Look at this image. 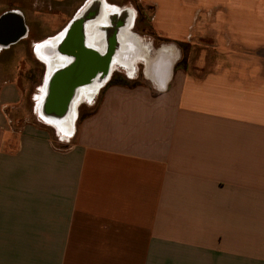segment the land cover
<instances>
[{"label": "crops", "instance_id": "crops-1", "mask_svg": "<svg viewBox=\"0 0 264 264\" xmlns=\"http://www.w3.org/2000/svg\"><path fill=\"white\" fill-rule=\"evenodd\" d=\"M137 2L165 41L69 133L0 82V264H264V0Z\"/></svg>", "mask_w": 264, "mask_h": 264}, {"label": "rangeland", "instance_id": "rangeland-1", "mask_svg": "<svg viewBox=\"0 0 264 264\" xmlns=\"http://www.w3.org/2000/svg\"><path fill=\"white\" fill-rule=\"evenodd\" d=\"M88 0H69L67 2H52L50 0H0V13L8 8H19L25 16L27 24L30 25L29 38L20 41L18 44L11 46L9 49L0 53V82L5 80H12L19 84L23 89V113L30 117L31 121L39 122L51 129L55 138L56 127L45 122L38 115V105L35 96L38 94V89L41 86V80L44 73V66L38 62L31 54L30 44L43 40L55 34L63 24H65L69 17L76 14ZM109 4L119 8H130L134 12V20L130 30L136 34L138 41L141 42L149 53L153 52L161 42L165 41L163 38H158L152 33L150 27L149 17L152 14V7L138 3L137 0H105ZM72 15V16H71ZM4 30V27H3ZM148 54V52H147ZM140 60H135L131 64V71L134 76V82L137 84L143 82ZM112 81L128 80L127 71L123 68L116 67L112 71ZM132 81V79L128 80ZM94 97V96H93ZM92 97V98H93ZM89 103L88 101H81L80 105ZM80 110H77V116L73 120V124H77Z\"/></svg>", "mask_w": 264, "mask_h": 264}, {"label": "bare ground", "instance_id": "bare-ground-1", "mask_svg": "<svg viewBox=\"0 0 264 264\" xmlns=\"http://www.w3.org/2000/svg\"><path fill=\"white\" fill-rule=\"evenodd\" d=\"M74 18L82 21L85 46L94 50L99 56L107 55L111 58L109 68L111 71H114L116 67H120L125 69L127 73H132L130 66L135 60L148 63V54L145 46L137 40L136 34L128 28V26L133 24L134 20L132 9L127 7L119 8L109 4L105 0H88L76 12ZM66 33L67 28H64L55 36L45 40L41 45H36L38 48H35V54L47 66L44 81L38 89V94L35 96L39 108L37 112L45 122L52 125L55 124L59 135L70 132L71 127H73L71 124L77 116L78 104L83 100L90 101L103 85V82L106 81L105 77H99L101 76L99 73L95 77V81L89 86L77 89L64 123H55L40 111L43 109V102L49 94V83L52 76L71 62L70 58L63 54V45L61 43ZM126 43L136 46V53L129 55L125 51ZM167 56L164 53L159 54V58H166Z\"/></svg>", "mask_w": 264, "mask_h": 264}, {"label": "water", "instance_id": "water-1", "mask_svg": "<svg viewBox=\"0 0 264 264\" xmlns=\"http://www.w3.org/2000/svg\"><path fill=\"white\" fill-rule=\"evenodd\" d=\"M10 22L15 24L17 29L16 34L7 40L17 41L19 37L24 35L25 26L21 21V17L15 13H6L0 17V33L5 36L9 35L3 31V27H8ZM66 28L67 33L61 43L63 54L69 57L71 62L52 76L49 83V94L43 102V109L40 110L55 123L65 122L77 89L89 86L95 81L94 79L99 73L101 74L99 77H105L106 80L112 74L111 69H109L111 58L107 55L99 56L94 50L85 46L82 21L73 18ZM128 28L130 30L131 26H128ZM125 51L132 55V53H136L137 49L136 46L126 43ZM37 110L39 111V108Z\"/></svg>", "mask_w": 264, "mask_h": 264}, {"label": "flooded vegetation", "instance_id": "flooded-vegetation-1", "mask_svg": "<svg viewBox=\"0 0 264 264\" xmlns=\"http://www.w3.org/2000/svg\"><path fill=\"white\" fill-rule=\"evenodd\" d=\"M6 13H15L17 15H19L21 17V21L23 23V25L25 26V32H24V35L19 37V39L17 41H14V40H7L9 37H13L14 34H16V29L17 27L15 28V24H13L12 22H10V24L8 25V27H4V32L9 34L7 36L3 35L0 33V53H2L3 51L9 49L11 46L15 45V44H18L20 41H23V40H26L29 38V35H30V25L27 24L26 22V19H25V16H24V13L19 9V8H8L4 11H2L0 13V17L3 15V14H6ZM72 16V15H71ZM75 14H73L72 17H69V20L63 24L59 29H57V31L55 32L54 35L52 36H49L43 40H40L38 42H35V43H31L30 44V49H31V54L34 56V58L38 61V62H41L45 68L44 70V73H43V76H42V80H41V83H43L44 81V78H45V73H46V67H45V64L42 60H39L38 56L35 54V48H38L39 45H41L45 40L49 39L50 37H53L55 36L58 32L62 31L64 28H66V26L69 24V22L74 18ZM2 35L4 36L2 38ZM38 45V46H36ZM129 75H131V73H128ZM108 80L104 81L103 82V85L99 88V90L97 91V93L105 86L106 82Z\"/></svg>", "mask_w": 264, "mask_h": 264}, {"label": "trees", "instance_id": "trees-1", "mask_svg": "<svg viewBox=\"0 0 264 264\" xmlns=\"http://www.w3.org/2000/svg\"><path fill=\"white\" fill-rule=\"evenodd\" d=\"M123 81V80H122Z\"/></svg>", "mask_w": 264, "mask_h": 264}]
</instances>
